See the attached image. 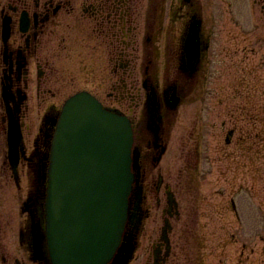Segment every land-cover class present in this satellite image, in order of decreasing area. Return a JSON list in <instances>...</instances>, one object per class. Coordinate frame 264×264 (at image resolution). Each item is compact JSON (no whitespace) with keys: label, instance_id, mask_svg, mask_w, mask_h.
<instances>
[{"label":"flooded vegetation","instance_id":"af4514ba","mask_svg":"<svg viewBox=\"0 0 264 264\" xmlns=\"http://www.w3.org/2000/svg\"><path fill=\"white\" fill-rule=\"evenodd\" d=\"M204 9L202 0H0V264H54L47 229L51 143L63 104L82 90L127 114L136 128L141 189L131 197L124 242L136 229L140 237L128 264H203L202 249L201 258L189 261L184 242L172 237L177 225L189 223L179 222V195L162 172L153 176V207L159 208L158 216L153 208L155 238L142 254L140 238L152 216L149 168H157L167 151L165 124L178 113L209 49ZM142 53L148 57L136 87L129 83L138 68L132 56ZM163 56L174 77L169 84L155 68ZM118 70L123 72L110 86V71ZM79 78L91 87L76 89ZM126 98L135 102L129 111ZM35 110L41 118L31 142Z\"/></svg>","mask_w":264,"mask_h":264},{"label":"rangeland","instance_id":"374dc122","mask_svg":"<svg viewBox=\"0 0 264 264\" xmlns=\"http://www.w3.org/2000/svg\"><path fill=\"white\" fill-rule=\"evenodd\" d=\"M202 2L205 25L215 42L207 64L186 87L183 105L165 124L167 151L161 163L154 170L153 165L149 168L146 185L150 184L152 191L147 207L152 216L140 238V254L155 238L153 208L155 216L159 208L156 204L153 207V176L162 172L165 182L172 184L179 195V222L189 223L187 228L177 225L172 235L186 245L189 261L200 256L202 249L203 264H264V0ZM170 23L168 20L165 25L171 29ZM132 57L138 68L129 83L139 87L148 56L142 53ZM155 62L163 81L169 84L174 77H170L165 56ZM122 72L110 71V86ZM85 79L79 78L82 84L75 88H90ZM105 98L114 103L113 98ZM123 103L127 111L135 106L129 98ZM134 112L136 118L139 109L135 107ZM33 116L31 142L41 118L36 110ZM231 129L235 133L226 143ZM17 191L14 183L15 196ZM219 192L226 198L221 214ZM231 198L239 203L237 222Z\"/></svg>","mask_w":264,"mask_h":264},{"label":"water","instance_id":"95a60500","mask_svg":"<svg viewBox=\"0 0 264 264\" xmlns=\"http://www.w3.org/2000/svg\"><path fill=\"white\" fill-rule=\"evenodd\" d=\"M62 119L54 143L52 196L62 190L85 203L56 229L59 245L53 252L57 264H105L120 243L127 219L134 179L131 124L85 93L67 102ZM128 257L118 263L125 264Z\"/></svg>","mask_w":264,"mask_h":264}]
</instances>
